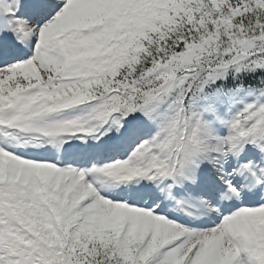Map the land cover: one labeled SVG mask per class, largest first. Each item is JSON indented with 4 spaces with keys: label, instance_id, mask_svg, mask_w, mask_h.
I'll list each match as a JSON object with an SVG mask.
<instances>
[{
    "label": "snow or ice",
    "instance_id": "snow-or-ice-1",
    "mask_svg": "<svg viewBox=\"0 0 264 264\" xmlns=\"http://www.w3.org/2000/svg\"><path fill=\"white\" fill-rule=\"evenodd\" d=\"M0 264H264V0H0Z\"/></svg>",
    "mask_w": 264,
    "mask_h": 264
}]
</instances>
